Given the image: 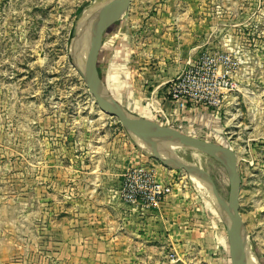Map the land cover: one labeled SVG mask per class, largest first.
Instances as JSON below:
<instances>
[{
	"label": "rangeland",
	"instance_id": "rangeland-1",
	"mask_svg": "<svg viewBox=\"0 0 264 264\" xmlns=\"http://www.w3.org/2000/svg\"><path fill=\"white\" fill-rule=\"evenodd\" d=\"M99 2L0 0V264L100 262L82 256L67 219L74 210L97 220L115 201L128 211L121 185L139 167L169 182L170 210L184 221L187 249L172 251L174 261L167 254L169 262L231 264L227 247H219L227 238L218 199H229L222 165L201 160L198 177L213 203L186 170L156 152L164 141L147 137L152 151L141 149L82 82L73 42ZM125 11L103 35L97 69L106 95L131 115L178 129L158 110L170 99L168 82L189 60L227 56L217 74L227 72L229 86L218 93L219 107L208 109L216 119L189 135L235 153L240 233L253 264H264V0H130ZM70 241L77 250L69 251Z\"/></svg>",
	"mask_w": 264,
	"mask_h": 264
},
{
	"label": "crops",
	"instance_id": "crops-1",
	"mask_svg": "<svg viewBox=\"0 0 264 264\" xmlns=\"http://www.w3.org/2000/svg\"><path fill=\"white\" fill-rule=\"evenodd\" d=\"M125 13L126 11L122 15ZM122 15L118 20L121 19ZM160 86L161 85L155 87L152 93L156 92L158 94ZM162 100H164L163 107L162 109L161 107L158 108V110H160L165 117L172 120L171 124H173V126H178L176 130L186 134L196 132L197 129L201 130L203 126L208 125V120L211 121V119H216V116H213L208 111L199 107L189 106L182 110L178 109L175 102L170 99L163 98ZM153 103V101L149 103L150 111H157V105ZM184 121L188 123V125L183 124ZM188 126L190 130H188ZM193 126H195V128H193ZM168 201L169 197L160 205L157 212L152 211L143 213L133 211L129 209L130 207L128 211H126L124 205L115 201V205L111 206L116 213L114 212L113 214V211L110 209L111 206L106 204L110 210V214L94 221L84 214L76 215L73 213L74 210H72L71 217L67 219V223L71 224V226L68 227H72V229L67 233L70 235L71 239L79 237V242L82 244L80 246L82 256L87 257L89 255H96L99 257L100 262L97 264H177L173 262L175 254H173L172 251L177 253V251L183 252L187 249V241H185V234L187 232L181 227L184 224L182 216H174L172 214L173 211L170 210L172 205L168 204ZM106 203H108V200H106ZM104 210L106 213L109 211L107 208L105 209V207ZM190 237L197 238L193 235H190ZM97 239L104 241L98 242ZM172 239H175L174 241H177V244L172 242V250L168 249V251H164L165 247L163 245L167 244L168 247ZM154 241H158L160 246L154 245ZM69 243H71V250L69 251L77 250L73 245V243H75L74 241H70ZM200 243L202 244L201 240L197 239L196 245ZM194 247L196 250V246ZM219 247L224 250L227 244L222 246L219 243ZM169 253H171L173 258L172 262L168 260L167 254ZM66 264L94 263H86L84 260L81 262L78 260L68 261L67 259Z\"/></svg>",
	"mask_w": 264,
	"mask_h": 264
},
{
	"label": "water",
	"instance_id": "water-1",
	"mask_svg": "<svg viewBox=\"0 0 264 264\" xmlns=\"http://www.w3.org/2000/svg\"><path fill=\"white\" fill-rule=\"evenodd\" d=\"M130 0H100L89 12L82 26L77 30L73 48L78 64L77 72L98 107L108 116L134 134L136 138L150 145L147 137H159L166 144L196 150L213 158L224 168L229 184V199L225 204L218 199L225 220L227 249L231 264H245L243 237L240 233L239 189L241 180L237 173L235 153L228 147L204 141L166 125L131 115L117 106L105 93L97 69L98 54L105 31L125 12ZM166 144H163L166 146ZM162 146V145H161ZM160 145L153 147L166 163L174 164L189 174L201 176V170L182 163H170L160 152ZM155 150V149H154ZM223 205V206H222Z\"/></svg>",
	"mask_w": 264,
	"mask_h": 264
},
{
	"label": "built area",
	"instance_id": "built-area-1",
	"mask_svg": "<svg viewBox=\"0 0 264 264\" xmlns=\"http://www.w3.org/2000/svg\"><path fill=\"white\" fill-rule=\"evenodd\" d=\"M228 63L225 55L189 60L186 67L168 82L167 95L178 109L184 110L189 106L206 111L217 109L221 97L218 93L229 86L227 72L217 74V66L223 64L227 68ZM170 193L169 182L158 179L150 169L139 167L124 176L120 198L133 211L143 213L158 210Z\"/></svg>",
	"mask_w": 264,
	"mask_h": 264
},
{
	"label": "bare ground",
	"instance_id": "bare-ground-1",
	"mask_svg": "<svg viewBox=\"0 0 264 264\" xmlns=\"http://www.w3.org/2000/svg\"><path fill=\"white\" fill-rule=\"evenodd\" d=\"M89 12L86 13L87 15L85 16V19L88 16ZM81 22L78 24V28L82 26ZM134 141L139 145V147L141 149L145 150L148 153H151V151H152L151 147L148 146L145 142H141L140 139L138 140V138H134ZM184 150L185 149H181V148H173V147L170 146L169 143L166 144V146L162 145L161 148H160L161 154L164 156V158L168 162H170V163H175L176 162V163H182V164H189V165L201 170V160H202V158H204L207 155H205L204 153H202L200 151L191 150V149L185 150L187 153H183ZM185 154H187V157H189V160L183 156ZM189 177H190V179L193 182H195L198 185V187L203 192H205L206 194L209 195L211 201L213 202L214 200H213V198H212V196L210 194V191L206 187L205 182L203 180H201L198 176L194 175V174H190ZM206 201L211 205V203L208 200H206ZM221 242L224 243V240L222 239ZM244 250H245V256H246L245 264H253V257L249 253V249L247 248V246L244 247Z\"/></svg>",
	"mask_w": 264,
	"mask_h": 264
}]
</instances>
